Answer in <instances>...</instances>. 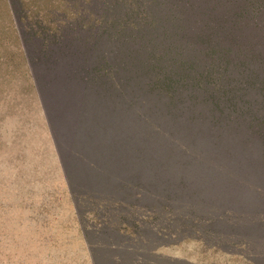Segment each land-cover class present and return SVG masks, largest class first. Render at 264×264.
I'll return each mask as SVG.
<instances>
[{"label": "rangeland", "instance_id": "obj_1", "mask_svg": "<svg viewBox=\"0 0 264 264\" xmlns=\"http://www.w3.org/2000/svg\"><path fill=\"white\" fill-rule=\"evenodd\" d=\"M81 51L0 59V264H264L261 145L200 100L127 115Z\"/></svg>", "mask_w": 264, "mask_h": 264}, {"label": "trees", "instance_id": "obj_2", "mask_svg": "<svg viewBox=\"0 0 264 264\" xmlns=\"http://www.w3.org/2000/svg\"><path fill=\"white\" fill-rule=\"evenodd\" d=\"M64 45L127 115L151 102L150 115L178 118L200 100L213 125L244 127L264 153V0H0L2 61L37 78L27 63Z\"/></svg>", "mask_w": 264, "mask_h": 264}]
</instances>
